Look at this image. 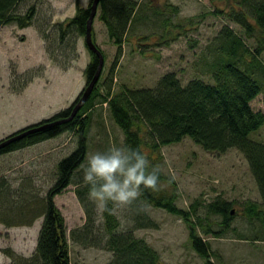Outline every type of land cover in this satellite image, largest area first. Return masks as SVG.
<instances>
[{
	"label": "rangeland",
	"instance_id": "1",
	"mask_svg": "<svg viewBox=\"0 0 264 264\" xmlns=\"http://www.w3.org/2000/svg\"><path fill=\"white\" fill-rule=\"evenodd\" d=\"M90 1L25 0L16 13L24 14L29 6L34 5L36 16L33 24L23 29L15 24L0 25V137L6 135L3 139L10 138L12 133L27 125L51 118L75 102L79 93L85 89L87 79L84 70L91 60L85 37L78 41V59L64 70L47 54V41L39 28L50 29L53 23L73 17L77 3L88 7ZM140 1V19L129 32L124 56L114 71L113 94L126 88L155 86L164 73L171 71L176 72L184 83L193 77L211 80L210 76L202 74V66L207 58L212 59L213 54L210 52L218 47L221 31L225 27L241 37L249 51L255 52L259 46L257 38L248 37L240 25L229 19L228 14L233 7L238 8L233 1ZM99 16L98 8L92 36L105 56V72L102 77L105 80L114 62L117 47L109 39ZM164 21L167 24L164 25ZM174 35L178 39L171 41L170 46L155 45L160 39H173ZM146 36L147 39H143ZM258 57L260 64L255 69V78L263 91L252 104L256 110L264 112V51ZM252 61V56L245 53L243 65L247 66ZM12 66L19 73L38 69L40 75L22 90L15 92L10 87ZM102 93H105V87ZM91 113L90 154L105 152L112 146L124 147V134L112 119L107 104L97 105ZM251 138L264 143V126L252 133ZM76 143L77 138L68 132L18 152L2 155L0 179L8 181L12 192L24 186L35 189L30 192L40 189V195H44L54 183L59 160L68 156ZM145 152L151 153L148 149ZM151 156L163 175L174 181L173 184L163 185L168 191H172L175 185L177 205L188 210L196 204L197 216L204 223H210L213 229H220L222 218L208 213L207 205L218 198L233 202L232 214L236 215L231 220L230 230L219 237L206 236L200 231L201 236L210 242L218 255V258L212 259L214 264H264L263 225L257 220L251 222L245 216V207L251 202L262 201L248 163L239 150L212 152L186 137L179 143L161 147L158 152L151 153ZM75 188L76 186L70 185L55 198L66 221L71 261L73 264H108L113 254L105 242L98 246H82L71 239V231L81 229L86 222V213ZM92 202L97 212L95 232L98 234L102 228V213L98 211L96 203ZM138 209H143L157 227L137 229L135 234L158 251L160 264H204L191 246L185 222L179 216L145 205L139 199L130 206L116 210L120 223L123 221L120 230L132 226L133 214ZM16 222L13 226L0 223V264H12L7 250L31 257L36 249L42 218L30 226Z\"/></svg>",
	"mask_w": 264,
	"mask_h": 264
},
{
	"label": "trees",
	"instance_id": "2",
	"mask_svg": "<svg viewBox=\"0 0 264 264\" xmlns=\"http://www.w3.org/2000/svg\"><path fill=\"white\" fill-rule=\"evenodd\" d=\"M25 0H0V25L15 24L19 28H27L34 22L36 7L29 6L23 13H16L17 8ZM238 5L228 14L232 22L240 25L250 38H257L259 46L255 52L249 51L243 39L234 35L229 27L221 31L220 43L211 50V60L203 63V73L211 77L206 81L201 77H193L182 82L174 71L164 73L155 86L143 88H126L113 94L114 71L119 60L124 56V46L128 34L140 19V0H100V20L104 23L111 42L117 47L112 67L105 80L104 65L91 95L78 113L68 119L77 100L69 107L60 110L51 118L32 124L9 137L21 134L29 129L50 125L42 130L31 132L24 137L10 142L0 148V156L19 151L62 133H72L77 138L76 147L66 157L59 160L54 183L44 195L35 189L12 188L6 179H0V223L13 226L32 225L42 218L37 246L31 257H24L12 250H7L12 264H73L70 257L69 236L66 221L55 203V198L70 185L76 186L75 193L81 202L86 222L81 229L71 231V239L82 246H98L105 242L112 251L108 264H160V255L144 238L137 237L135 231L142 228H155L157 225L143 210L133 214V224L126 230H120V220L116 213H102V228L96 230L97 212L95 204L88 199V188L82 183L81 165L86 162L89 152L92 110L97 105L106 103L112 119L124 134V147L138 148L149 161V170L158 166L151 153L158 152L161 147L179 143L190 137L203 149L225 153L230 149L239 150L246 159L251 175L256 183L262 202H251L245 207V216L260 221L264 233V143L251 138V134L264 126V112L256 110L252 102L262 93L263 88L255 78V69L260 64L258 55L264 51V0H228ZM90 1L88 7L77 3L73 17L53 23L50 29L39 28L47 41V54L53 62L66 70L79 57V38H84L87 23L91 14ZM158 14V11H156ZM143 20V19H141ZM190 20V19H189ZM166 21H164L165 25ZM167 24V23H166ZM168 30L165 31L167 36ZM92 33H94L92 31ZM182 35V33H179ZM178 35V34H177ZM180 35V36H181ZM95 41V38L93 36ZM143 39H147V36ZM160 39L155 45L170 46L176 41ZM87 47V45H86ZM90 62L84 70L87 85L95 76L99 67V58L87 47ZM100 49V48H99ZM249 53L253 61L243 65L244 55ZM10 87L18 92L40 75L38 69H28L19 73L12 66ZM103 80V84L99 85ZM105 87V93L102 89ZM53 124V125H51ZM7 139V138H6ZM6 139L0 140V143ZM150 150L147 154L145 150ZM106 152V151H105ZM172 178L163 175L160 170L158 190L143 189L138 198L145 205L166 210L179 216L187 225L189 240L194 251L203 259L204 264H214L218 258L210 242L203 236L219 237L230 230L233 213V202L218 198L207 205L210 214L220 216V229H213L210 223L197 216L196 204L191 209L180 208L177 201V190H166L163 183H172ZM173 184V183H172ZM108 207L112 204L109 202ZM194 216L196 218L194 219ZM257 240V239H256ZM264 241V237H262Z\"/></svg>",
	"mask_w": 264,
	"mask_h": 264
},
{
	"label": "clouds",
	"instance_id": "3",
	"mask_svg": "<svg viewBox=\"0 0 264 264\" xmlns=\"http://www.w3.org/2000/svg\"><path fill=\"white\" fill-rule=\"evenodd\" d=\"M85 159L80 169L82 183L88 188V199L96 203L100 213L115 214L117 209L135 202L143 189L158 190L159 166L149 170L148 158L138 148L112 146Z\"/></svg>",
	"mask_w": 264,
	"mask_h": 264
},
{
	"label": "water",
	"instance_id": "4",
	"mask_svg": "<svg viewBox=\"0 0 264 264\" xmlns=\"http://www.w3.org/2000/svg\"><path fill=\"white\" fill-rule=\"evenodd\" d=\"M100 0H93L92 2V6H91V14L90 17L88 19V23H87V32H86V36H85V43L87 45V47L94 52L97 57L99 58V67L98 70L95 74V76L92 78V80L89 82V84L85 87V89L82 91V94L79 97V100L77 101V103L75 104L72 114L71 116L63 121H58L55 124L61 123V122H65L68 120H71L77 113L78 111L81 109V107L83 106V104L86 102V100L89 98V96L91 95L97 81L99 80V77L101 75L102 69H103V65H104V55L102 53V51L98 48L97 44L94 42L93 40V36H92V31H93V21L95 19V16L97 14L98 11V5H99ZM51 124V125H53ZM50 126V125H45V126H41V127H36L34 129H29L21 134H16L13 135L12 137L6 139L4 142L0 143V148L6 146L7 144H9L10 142H13L17 139H20L22 137H24L25 135L37 131V130H42L45 127Z\"/></svg>",
	"mask_w": 264,
	"mask_h": 264
},
{
	"label": "crops",
	"instance_id": "5",
	"mask_svg": "<svg viewBox=\"0 0 264 264\" xmlns=\"http://www.w3.org/2000/svg\"><path fill=\"white\" fill-rule=\"evenodd\" d=\"M28 126V125H27ZM11 134V133H10ZM4 137H6V135H2L1 137H0V140L1 139H3ZM45 142V141H44ZM28 148V147H27ZM15 152H18V151H15ZM14 153V152H13ZM10 154V153H9Z\"/></svg>",
	"mask_w": 264,
	"mask_h": 264
}]
</instances>
